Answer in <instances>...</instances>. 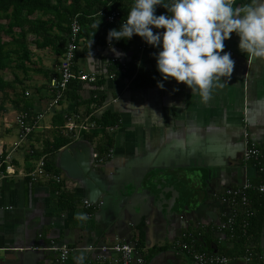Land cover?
<instances>
[{
  "label": "crops",
  "instance_id": "crops-1",
  "mask_svg": "<svg viewBox=\"0 0 264 264\" xmlns=\"http://www.w3.org/2000/svg\"><path fill=\"white\" fill-rule=\"evenodd\" d=\"M119 1L129 8L133 4ZM241 2L248 0H237V5ZM99 14L94 16L99 25L92 30L93 40L82 38L74 67L96 81L72 83L75 100L68 91L70 99L65 94L54 104L48 89L63 49L58 54L56 47L38 48L34 36L26 38V45L31 39L30 58L20 68L23 80L12 81L14 90L3 97L9 107L0 124L9 138L20 113L11 108L12 101L20 90L24 95L29 90L25 100L31 103L35 127L20 142L3 139L0 131V152L9 160L5 165L14 169L13 175L0 177V264H59L63 246L70 249L64 264H77L82 251L84 264H113V254L99 259V248L115 244L135 247L145 264H196L175 248L187 234L199 251L225 256L229 264H264L263 234L258 241L261 255L254 253L247 261L245 251L239 255L237 244L219 230L233 210L223 202L224 192L258 181L255 165L242 159L245 133L264 164V58L242 53L240 38L233 33L224 51H231L234 71L223 78L224 87L214 89L212 98L203 102L175 78L164 81L163 89L157 86L162 76L153 53L158 49L141 37L131 44L103 43L108 32L98 29ZM31 19L52 20L39 13ZM59 43L62 48L66 41ZM113 47L124 55L117 56ZM114 65L122 71L113 70ZM107 111L117 116L115 126L82 132L58 150L47 151L57 136L67 137L65 116L99 117ZM110 149V158H94ZM41 157L49 173L61 178L60 186L26 176ZM159 194L167 199L168 212L162 210ZM83 201L94 209L86 210ZM77 213L87 218L77 219Z\"/></svg>",
  "mask_w": 264,
  "mask_h": 264
},
{
  "label": "clouds",
  "instance_id": "clouds-1",
  "mask_svg": "<svg viewBox=\"0 0 264 264\" xmlns=\"http://www.w3.org/2000/svg\"><path fill=\"white\" fill-rule=\"evenodd\" d=\"M157 6L167 9L156 14ZM154 29H164L154 31ZM235 33L239 49L250 58H264V0H133L126 20L108 33V41L130 40L139 35L147 44L158 49L153 53L162 79L175 78L184 82L208 102L216 88H222L230 78L236 61L231 51H224L225 41ZM117 56L124 55L112 48ZM77 219L87 218L77 213ZM77 264H84L82 251Z\"/></svg>",
  "mask_w": 264,
  "mask_h": 264
},
{
  "label": "trees",
  "instance_id": "trees-1",
  "mask_svg": "<svg viewBox=\"0 0 264 264\" xmlns=\"http://www.w3.org/2000/svg\"><path fill=\"white\" fill-rule=\"evenodd\" d=\"M113 2L115 4L114 9L124 12L126 15L130 11V8L122 5L119 0H0V91L4 96H7V90L14 89L10 83L3 81L1 74L10 68H23L24 63L29 61L30 52L26 45V38L28 36L35 37V43H37L38 48L56 47L55 52L59 54L61 49L64 51L65 47L64 45L61 48L59 42L64 43L66 41V38L62 36L66 35L67 37L70 25L76 19L80 26L78 36L87 41V43L92 42L94 36L92 30L97 29L95 26L99 25L94 16L99 14V10L104 13L111 11L112 9H109L107 5ZM162 2H166V0H162ZM63 3H66L67 6H63ZM164 11H167V9L163 6H157V15ZM36 13L41 14L43 17H51L52 20L34 21L31 17ZM119 27L120 24H106L102 22L98 29L109 33L111 29ZM54 32L55 34H53ZM138 40H140L139 35H134L130 40L121 39V41L127 44L137 42ZM119 41L113 40L111 44H117ZM103 43L109 44L108 39ZM80 54L77 53V56ZM113 70L120 72L122 68L119 65H114ZM126 72L130 74L128 70ZM118 75L120 74L118 73ZM14 81H18L17 77L14 78ZM74 82L76 81L70 82L63 97L66 93L68 94L72 91L73 95L71 99L75 100L77 98L76 90L70 87ZM67 98L70 99V95H67ZM25 99L27 98L23 92L21 95L17 94L15 100L12 101L11 108L20 113H28L31 117V113L29 112L31 110V103ZM6 111L5 100H3L0 103V113H5ZM92 119L101 131L115 126L118 121L117 116L109 111L99 117L93 116ZM93 136H96V134L92 133L91 137ZM70 140V137L59 135L52 143L47 144V151L58 150L67 145ZM46 168L50 171L47 164ZM2 169L4 170V166ZM257 174L258 181L256 185L264 183V173L258 172ZM249 199L248 214L242 210L239 211V216L234 224L233 234L226 232V235L234 244H237L236 249H239V255L243 254L244 251H248L253 256L254 253L260 256L261 251L259 250L258 241L260 236L264 235V194L249 192Z\"/></svg>",
  "mask_w": 264,
  "mask_h": 264
},
{
  "label": "built area",
  "instance_id": "built-area-1",
  "mask_svg": "<svg viewBox=\"0 0 264 264\" xmlns=\"http://www.w3.org/2000/svg\"><path fill=\"white\" fill-rule=\"evenodd\" d=\"M102 22L106 24H120L123 20H126L127 15L117 9H113L109 12H100ZM80 32V26L77 20H73L70 25V31L67 35L66 44L64 51L59 58V63L57 66V76L52 77L48 81V89L53 96L54 104L59 103L63 99V95L67 90L70 82L81 81L89 84L95 83L96 79L93 75L83 74L76 72L75 61L77 53L80 51V45L83 41L82 38L78 36ZM28 97V93H25ZM93 114H80L72 113L65 116V125L63 127V133L70 138L78 137L82 132H90L98 129L96 122L92 119ZM15 124L19 127V139L24 140L27 138L34 130L35 118H32L28 113H18L15 119ZM111 131V129L109 130ZM69 135V136H68ZM245 147L242 153V159L245 163H251L255 165L256 170L263 174L264 164L262 163V155L259 149L248 140V136L245 133ZM113 151L110 149L104 156L94 155V158L99 162L106 160L111 157ZM8 158L3 157L0 152V177L4 178L14 174V169L8 164ZM4 166V170L2 167ZM258 167V168H257ZM31 181H36L38 179H43L48 182H52L56 186H60L61 178L55 174L49 173L46 168L45 157H41L37 160L34 170L26 175ZM249 192H256L259 194H264V183L259 185H253L248 181L244 182L242 186L235 189H228L224 192L222 200L225 204L233 208L232 214H230L226 220L219 226L221 232H234V224L237 217L239 216V211H244L248 214L249 212ZM83 207L86 210H93L94 206L88 201H83ZM91 216V215H88ZM195 239L190 236H185V242H177L175 247L178 252L185 254L190 257L191 260L196 264H229V259L225 256L210 254L199 251L195 246ZM99 259L105 260L108 255L113 254L115 258H112L113 264H145L144 256L136 250L135 247L128 244H115L111 247L102 246L99 248ZM70 249L63 246L59 249V264H64L69 256ZM248 251L245 252L244 258L249 261L252 258Z\"/></svg>",
  "mask_w": 264,
  "mask_h": 264
},
{
  "label": "rangeland",
  "instance_id": "rangeland-1",
  "mask_svg": "<svg viewBox=\"0 0 264 264\" xmlns=\"http://www.w3.org/2000/svg\"><path fill=\"white\" fill-rule=\"evenodd\" d=\"M30 42H31V39L27 42V45H29V47L32 48ZM1 76H2L3 81L6 82V83H11L13 81L14 77H18V79L20 78V80H23V75H22V72H21L20 69L10 68L7 71L3 72L1 74ZM15 89H16V91L20 90V89H17V88H15ZM20 91H23L24 92V90H20ZM27 93H28V97H30L31 96V93H30L29 90H27ZM3 97H4V94L0 91V103L4 100ZM5 107H9L8 102L5 103ZM1 114H3V113H0V116H1ZM0 125H1L0 126L1 136H2L3 139H6V140L12 139L14 142H20L21 141L19 139V136H18V132H20L18 126L12 128L10 137L8 138V137L5 136L4 133H2V130H3L2 123Z\"/></svg>",
  "mask_w": 264,
  "mask_h": 264
},
{
  "label": "water",
  "instance_id": "water-1",
  "mask_svg": "<svg viewBox=\"0 0 264 264\" xmlns=\"http://www.w3.org/2000/svg\"><path fill=\"white\" fill-rule=\"evenodd\" d=\"M163 198H164V197H163V196L161 197L160 194H159V195H158V202H159V204L162 206V210H164L165 212H168V208L166 207V205H167V203H166L167 199H166V200H165V199L163 200ZM163 201H164V202H163ZM164 203H165L166 205H165Z\"/></svg>",
  "mask_w": 264,
  "mask_h": 264
}]
</instances>
